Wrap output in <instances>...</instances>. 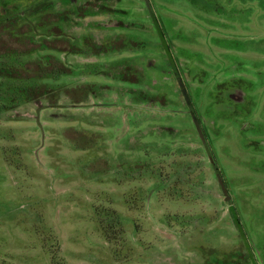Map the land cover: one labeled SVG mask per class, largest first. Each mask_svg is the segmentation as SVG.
I'll return each instance as SVG.
<instances>
[{
	"label": "rangeland",
	"instance_id": "obj_1",
	"mask_svg": "<svg viewBox=\"0 0 264 264\" xmlns=\"http://www.w3.org/2000/svg\"><path fill=\"white\" fill-rule=\"evenodd\" d=\"M0 20V63L47 90L0 99V264H264V0H0Z\"/></svg>",
	"mask_w": 264,
	"mask_h": 264
},
{
	"label": "trees",
	"instance_id": "obj_2",
	"mask_svg": "<svg viewBox=\"0 0 264 264\" xmlns=\"http://www.w3.org/2000/svg\"><path fill=\"white\" fill-rule=\"evenodd\" d=\"M1 22L5 23V21L0 20ZM11 56L13 57V55L3 54L0 58H9ZM173 68L179 74L177 68L174 66ZM28 72L30 70L19 60L15 61L14 64L0 63V79L2 82L0 83V99L4 101L3 105L8 107L18 106V104L23 102L28 103L33 100L43 99L47 95V90H39V85L36 84L40 80L38 74L31 73V76H29ZM107 238L109 239V237Z\"/></svg>",
	"mask_w": 264,
	"mask_h": 264
},
{
	"label": "water",
	"instance_id": "obj_3",
	"mask_svg": "<svg viewBox=\"0 0 264 264\" xmlns=\"http://www.w3.org/2000/svg\"><path fill=\"white\" fill-rule=\"evenodd\" d=\"M174 73H175V75H176V77H177V79H178V83H179V85H180V88H182L183 87V85H182V83H181V80H180V78L178 77L179 75L177 74V72L174 70ZM182 91H183V93H184V95H185V91L183 90V88H182ZM194 123H195V125H196V127H197V129H198V131H199V125H198V123H197V121L194 119ZM223 185V184H222Z\"/></svg>",
	"mask_w": 264,
	"mask_h": 264
}]
</instances>
